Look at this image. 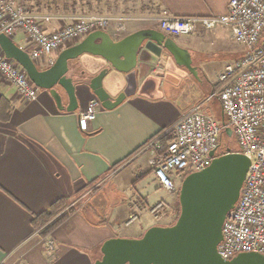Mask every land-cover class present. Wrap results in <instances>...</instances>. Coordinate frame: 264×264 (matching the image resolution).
<instances>
[{
	"label": "crops",
	"instance_id": "obj_1",
	"mask_svg": "<svg viewBox=\"0 0 264 264\" xmlns=\"http://www.w3.org/2000/svg\"><path fill=\"white\" fill-rule=\"evenodd\" d=\"M153 1L156 10L152 15L165 17L223 16L231 2ZM63 24L54 21L45 24V29L54 32ZM145 29L154 28L132 23L127 34H109L118 41ZM222 29L229 30L219 27L201 36L175 39L191 53L200 80L178 66L166 50L146 42L139 54L136 93L113 111L102 109L87 132L80 130L78 114L97 99L88 87L78 88L79 109L69 114L59 110L48 91L39 89L38 100L28 102L0 77V264H95L105 242L140 239L157 226L141 222L150 208L167 202L157 200L152 206L142 194L145 180L152 174L156 189L163 190L155 175L156 155L142 151L194 106L219 102V77H214L216 73L208 69L202 56ZM12 40L31 53L33 45L23 33ZM37 67L50 68L44 62ZM108 67L103 59L84 55L71 63V76L79 79L84 73L89 82ZM127 85L126 76L115 70L104 80L113 98ZM68 105L65 95L64 107ZM214 110L218 111L217 106L211 107ZM100 182L104 186L88 196V189ZM61 200L78 204L77 211L42 238L33 221ZM135 213L139 221L126 226ZM50 241L55 244L54 252L49 249Z\"/></svg>",
	"mask_w": 264,
	"mask_h": 264
},
{
	"label": "built area",
	"instance_id": "obj_2",
	"mask_svg": "<svg viewBox=\"0 0 264 264\" xmlns=\"http://www.w3.org/2000/svg\"><path fill=\"white\" fill-rule=\"evenodd\" d=\"M54 21L64 24L48 32L45 24ZM132 23L157 29L174 39L201 36L226 27L234 42L244 47V57L226 66L219 76L221 89L217 96L225 124L207 115L203 104L196 105L172 128L155 137L142 152L156 151V178L164 191L175 195L179 192V179L201 172L211 164L210 154L217 153L222 133L230 128L240 145L237 153L248 156L251 166L239 201L225 220L218 252L225 261L244 253L264 256V0H231L227 14L216 17L48 15L35 13L15 0H0V33L10 39L23 33L33 45L30 53L33 61L36 64L44 62L50 67L62 51L91 33L127 34ZM0 77L28 102L38 100L39 89L14 60L6 58L1 48ZM102 109V104L95 99L78 114L82 132L88 131ZM165 137H170L171 142L161 151V141ZM104 184L100 182L94 190ZM163 206L160 203L151 214H156ZM139 219L133 214L126 226ZM48 246L51 252L55 251L53 242Z\"/></svg>",
	"mask_w": 264,
	"mask_h": 264
},
{
	"label": "water",
	"instance_id": "obj_3",
	"mask_svg": "<svg viewBox=\"0 0 264 264\" xmlns=\"http://www.w3.org/2000/svg\"><path fill=\"white\" fill-rule=\"evenodd\" d=\"M146 42L166 50L178 66L200 80L191 53L157 29L141 30L118 41L108 32H93L62 51L47 70H40L29 53L0 33V48L6 58L14 60L38 89L50 93L60 111L69 114L79 109L80 86L88 87L107 111L115 110L133 96L138 88L139 54ZM84 55L103 59L109 67L89 82L84 73L74 79L71 63ZM111 70L125 75L128 83L117 98L104 87ZM65 95L69 101L67 108ZM222 123L225 124L224 114ZM225 132L233 137L230 128ZM215 155V151L210 154L213 160L205 170L184 179L179 193L181 213L174 225L152 227L140 239H111L102 246V257L95 264H264V256L257 253L239 254L230 261L219 255L225 220L239 201L251 160L231 149L220 157Z\"/></svg>",
	"mask_w": 264,
	"mask_h": 264
},
{
	"label": "rangeland",
	"instance_id": "obj_4",
	"mask_svg": "<svg viewBox=\"0 0 264 264\" xmlns=\"http://www.w3.org/2000/svg\"><path fill=\"white\" fill-rule=\"evenodd\" d=\"M26 7L34 10H46L48 15H57L54 13H63L67 12L68 14L73 15H145V14H155V4L153 0H26ZM53 13V14H52ZM69 16V15H68ZM201 38V37H200ZM179 39V38H175ZM212 42H208L206 49L204 50V55L202 56L203 62L208 65V69L211 72L216 73L214 75L215 78L219 77V72L223 71L226 66L235 64L239 60L244 57L245 49L242 45L237 44L232 39V35L227 29H222L220 34L214 38ZM187 73H189L187 71ZM190 74V73H189ZM219 75V76H218ZM217 88V87H216ZM218 100L215 101L214 104L204 105L203 111L215 118L218 122L222 123V110L220 108ZM217 106L218 111H211V107ZM231 149L232 152L236 150H240V145L234 137H223L220 148L216 153V157H220L226 154L227 150ZM152 155L156 153L153 150ZM146 179V178H145ZM144 179V180H145ZM184 179H179L177 182V186L179 192L175 195H171L168 192L162 190L158 191L156 189L157 182L155 181L154 175H150L144 184V196L148 198L149 204L152 206L157 202V200L167 201L163 203L164 206L161 210H159L156 214H151V211L159 204L149 209V212L144 213V217L141 222L144 224L145 221H150L155 223L157 226L167 227L172 224L174 221V212L175 208L178 204V194L180 193L182 183ZM99 183H96L92 187H90L88 192V196H91L92 193L96 192L99 189H95V187ZM94 190V191H92ZM85 200H82L83 202ZM78 204H69L66 211H68L71 207H77ZM138 215V213H135ZM157 216V218L155 217ZM155 219V220H154ZM176 223V222H175ZM173 223V224H175ZM139 225V223L137 224Z\"/></svg>",
	"mask_w": 264,
	"mask_h": 264
},
{
	"label": "trees",
	"instance_id": "obj_5",
	"mask_svg": "<svg viewBox=\"0 0 264 264\" xmlns=\"http://www.w3.org/2000/svg\"><path fill=\"white\" fill-rule=\"evenodd\" d=\"M19 5L26 7L25 5V1L26 0H15ZM27 8V7H26ZM35 13H39V14H47L45 12H47L46 10H34V9H30L27 8ZM53 14V13H52ZM57 15H64V16H68V15H73V14H68L67 12H63V13H54ZM226 122V120H225ZM164 133V132H162ZM162 133L158 134L157 137L159 135H161ZM227 137L228 135L226 134V132H223L220 138V145L221 142L223 140V137ZM171 142L170 137H165L162 141H161V151H163L166 146ZM233 152H238V150L233 151ZM225 154V153H223ZM91 186V185H90ZM179 197V194H178ZM68 208V203L65 200H61L58 201L57 203H55L48 212H45L37 217H35L34 221H33V225L35 227V229H37L39 231V234L42 238H47L50 236V234L57 229L60 225H62L71 215H73L76 211H77V207H71L68 211H66V209ZM181 213V206H180V202H179V198H178V204L177 207L175 208V212H174V221L173 223H175ZM170 224L168 226H172L174 224Z\"/></svg>",
	"mask_w": 264,
	"mask_h": 264
}]
</instances>
